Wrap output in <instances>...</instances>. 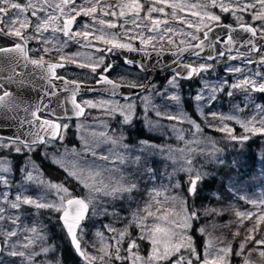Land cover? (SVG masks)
Segmentation results:
<instances>
[{"label":"snow or ice","instance_id":"1","mask_svg":"<svg viewBox=\"0 0 264 264\" xmlns=\"http://www.w3.org/2000/svg\"><path fill=\"white\" fill-rule=\"evenodd\" d=\"M85 3L87 7L78 5L77 0H26L24 3L0 0V38L8 41L7 45L0 46V125L17 127L12 135H0V254L6 251L13 258L9 264H43L39 258L54 251L47 226L38 219L47 211L54 215L85 264H231L232 255L243 254L244 243L236 251L230 243L217 246L208 239L198 248L188 232L199 213L192 209L187 197L199 195V183L205 178L203 165L197 167V158L203 157L211 163L210 157L220 149L215 141L203 137L201 124L182 107L188 103L182 98V89L183 82L200 77L199 91L193 98L202 116L204 105L210 109L218 94L224 93L235 100L239 92L241 103L232 104L233 114L218 116L210 112L212 119H218L221 124L216 131L226 133L233 141L248 140V135L237 136L224 123L235 121L245 133L264 135V103H257L260 97L256 95L264 96V0H144V3L131 0L116 5L85 0ZM166 8L171 9L170 14ZM217 8L220 13L233 16L236 26L223 24L222 16L212 11ZM154 13L160 16H153ZM242 13H248L253 23H246ZM80 15L91 17L92 24L78 26ZM117 20L122 23L117 24ZM129 24L132 28H126ZM115 28L123 31L106 30ZM217 28L222 32L218 34ZM175 37L182 39L177 41ZM137 39L139 47L132 43ZM33 40L40 47H29ZM97 42L106 47H97ZM70 44L101 54L77 51L69 55L64 49ZM165 45L174 59L167 65L172 75L163 88H157L148 79L156 65L138 63L127 57L123 64L135 66L138 73L145 75L129 79L127 73H118L116 79L111 78L119 65L106 60L109 54L126 50L145 56L152 52L163 56ZM50 52L58 55L59 62L45 59ZM185 53L196 59L184 63ZM33 54L38 55L33 58ZM253 54L259 59H253ZM237 60L242 66L230 63ZM220 64H223L224 77L217 76L216 83L205 79L204 74L215 73ZM249 65L253 68L246 72ZM70 68L80 71L73 76ZM58 70H63L64 75ZM96 86H101L109 98H81L82 92H96ZM124 88L129 92H123ZM30 92L37 93L35 99L26 95ZM115 97H122L124 103ZM88 109L100 110L119 127H112L98 117H92L95 127L84 124L82 118L91 115ZM244 109L251 112L246 119H241L238 113ZM73 120L81 121L76 124L80 148L65 145ZM137 123H142L151 133L174 134L185 146L173 148L170 144L150 143L148 139L126 142V128ZM177 124L190 125L187 135L192 138L186 139L185 129L178 128ZM202 144H210L211 148L206 150ZM37 155L58 166L64 173L63 178L48 176L37 163ZM156 156L170 161L166 169L170 167L172 171L159 172L156 165L162 161L154 159ZM17 158H22L23 163L17 165ZM17 173L22 177L21 187L12 198L11 190L16 183L13 177ZM179 173H184L187 180L183 181V177L177 180ZM145 178L149 182L166 178L167 183L153 184L150 190L144 186L148 198L143 201V207L138 206L132 213L133 219L123 229L104 225L112 233L111 237L97 230L98 243L85 241L88 222L96 216L114 215L109 208H115L116 201L143 195L141 181ZM30 187L35 189V195L26 194ZM174 190L180 191L172 194ZM250 203L261 207L264 200ZM30 209L34 211L29 212ZM213 211L205 209V214ZM24 215L32 219L22 227ZM236 215L255 216V225L248 229L249 233L264 222V211L258 216L251 212ZM130 227L138 229V235L133 236ZM197 231L206 234L204 228ZM245 240L264 245V239L253 240L251 235ZM144 241L150 247L143 249L146 255H141L140 242ZM259 255L264 257V251ZM244 264H248L247 259Z\"/></svg>","mask_w":264,"mask_h":264},{"label":"rangeland","instance_id":"2","mask_svg":"<svg viewBox=\"0 0 264 264\" xmlns=\"http://www.w3.org/2000/svg\"><path fill=\"white\" fill-rule=\"evenodd\" d=\"M198 0H193V2ZM103 4L105 5H113L114 0H102ZM131 0H120L119 3H130ZM141 3H144V0H140ZM78 5H82L87 7L88 5L85 3V0H79ZM117 12V15H119V9H115ZM146 10V8H145ZM165 11L167 13H171V9L166 8ZM144 13L142 12L141 15ZM99 15V12L97 13ZM153 16H160L159 13H154ZM83 17V15H81ZM84 21L81 22L80 27H82L85 23L92 24V18L88 16H84ZM100 18H103L105 20H111L113 19L111 16H100ZM163 18V17H161ZM117 24L122 23V20H117ZM96 27H99L97 24ZM126 28H132V25H126ZM110 32H121L122 29L115 28V29H106ZM98 34V33H96ZM147 34V33H146ZM177 41L179 39H182V37H175ZM132 43L139 45V40H133ZM96 44L100 45L102 48L106 47L100 42H97ZM98 47V46H97ZM172 49H175L173 47ZM165 50H168V46L165 45ZM77 51L80 52H93L94 50L90 48H79L77 45V50L70 52L75 53ZM264 54V52H262ZM253 59H259V56H252ZM230 63L236 65V66H242L241 61H231ZM248 68H253V66L249 65L246 67L245 71L247 72ZM217 76L224 77V71H223V64H220L217 66L215 73H205L204 77L205 79H209L210 82L216 83L217 82ZM171 75L163 76L159 79H156L154 82V85L157 88H163V86L166 84L167 78H170ZM231 80H235L236 77H229ZM199 84H200V77L197 76L195 79L183 82V89H182V98L184 101H187L188 103L186 105H182L184 110L187 111V106L189 105L192 110V115L189 116L192 119H195L197 123L201 124V127L203 129V137L211 139L215 141L216 147L220 149L218 153H216L215 156L210 157L211 163L208 162V160H205L203 157L197 158V167H201L203 165L202 170L205 172V178L203 181L208 180L210 178H215L216 181V187L211 192H199V195L196 197H187V201L189 205L192 207V209L199 213L198 219H196L193 222V225L197 227V229L204 228L206 230L205 235H201L197 229L196 234L200 238V246L197 245L198 248H200L206 240L210 239L212 240L217 246H223L226 243H230L234 250L239 251L240 250V244L244 243L245 247L243 250V254L241 256H235L232 255L230 257L231 264H244V260H248V264H264V257H261L259 255L260 251H264V245H258L251 241L245 240V238L248 235H251L253 237V240H260L264 239V222L261 223V225L253 232L249 233L248 229L253 228L256 222L255 216L252 218H241L237 217V212H244V213H254L256 216L261 214L262 211H264V205H261V207H256L250 201H257L259 203L260 201L264 200V155H263V142H264V135L256 134L252 135L250 133H245L243 128L240 127L239 124H236L235 121H225L224 123H227L230 128L233 129L234 134L237 136L242 135H248L249 139L246 141H233L227 138L226 133H222L219 131H216L217 127H220V121L213 120L210 112H215L219 116L220 114H233L232 104L234 103H241V94L238 92L237 97L235 100H232L231 98H227L224 93L218 94V99L215 101L213 105H211V108L209 109L208 105H204L203 112L204 115L202 116L200 112L197 110L196 102L194 100V94L199 91ZM260 97V99L257 100V103H264V96H260V94H256ZM108 99L105 97H101L98 95H92L88 97H83V99ZM120 103H124V101H120ZM91 113L89 117L86 119L82 118V122L86 125H91L92 127H95V124L92 120V117H98L100 120L107 121L110 123L112 127H119L117 125L115 120H112L104 115H102L101 111L98 109H88ZM250 109H244L242 113H238L241 119H246L248 115L250 114ZM205 117H207V120H205ZM81 121H72V127L68 131L66 137H65V145L68 148H72L75 146L76 148L81 147V142L78 139L79 133L76 129V124L80 123ZM161 123L169 124L167 121H161ZM212 124L213 127H209L208 125ZM178 128H183L186 131V139H191L192 137L190 135H187V130L190 128V125L187 124H177ZM139 128L144 133L154 136L158 138V143L156 144H162V145H171L173 148H183L184 142L177 141L175 139L174 134H167L164 135L163 133L155 134L149 132L142 123H137L135 127H128L125 130V137L126 142L127 141H138L135 138L134 131ZM130 133V135H129ZM254 136H260L261 137V143L258 147V150L256 152L257 160H256V166L251 171H246L245 168H239V166L242 165V157L245 152V143L248 141H251V139ZM151 143V142H150ZM201 147L207 149L211 148L210 144H202ZM35 159L37 163H39L42 167V170L48 175L51 176L53 179L56 178H63L64 173L62 170L58 168V166L51 163L50 160H44L39 155L35 156ZM91 159V157H89ZM154 159L157 161H162L156 165L159 172L163 173L165 170L171 172L172 169L168 167L166 169V166L171 163L170 161L164 160L160 156H156ZM23 159L17 158L16 164H22ZM98 163H103L102 161H98ZM111 167V165H109ZM183 177V181L187 180V176L184 173H179L176 176L177 180H180V178ZM13 179L16 181L15 185L13 186L11 190V197L14 198L17 194V191L20 189V180L22 177L17 173L14 175ZM201 181V182H203ZM201 182L199 183V187L201 185ZM72 184L75 183V181L71 182ZM161 183H167L166 178H162L161 180L149 182L147 178L145 180L141 181V192L144 193L141 196L135 197L133 200H121L116 201V207L115 208H109L110 212H114V215L109 216H96L91 219V221L88 222V228L86 230L87 235L85 236V241L91 243V242H97L99 238L95 236V233L97 230H100L104 232L106 237H111L112 233L108 232L107 229L104 228V225H111V227L116 229H123L125 225L128 223L129 220L133 219L132 213L137 210V207H143V201L147 200V192L145 190V187L147 189H151L153 184L159 185ZM71 187V184L69 185ZM79 190V189H78ZM180 190H174L172 194H176V192H179ZM26 194L29 195H35V189L30 187L28 189V192ZM205 209L214 210L210 214H205ZM178 210V209H177ZM34 209H30L29 212H33ZM153 211H155V208H153ZM163 211V210H162ZM218 213V214H217ZM31 216L30 215H24L22 217V227L27 226L31 223ZM38 219L43 222L47 226V236L50 237V244L54 246V251L47 254V256H41L39 259L43 261V264H56V261H60V264H69L71 258L67 257L69 256V251L66 249V240L65 237L62 235V231L60 226L57 224L56 219L54 218L53 214H49L47 211L43 212V215L38 217ZM242 221V222H241ZM50 227L51 230L48 228ZM191 228L188 229V232L190 234ZM129 231L132 232L133 236L138 235V229L134 227H130ZM53 233V235L51 234ZM238 233V235H236ZM58 234L57 237V243H53L54 236ZM60 234V235H59ZM63 239L62 245L59 246L60 240ZM110 243H114V241H106ZM142 251L141 255H146V251L143 249H146L147 247H150L148 245L147 241L140 242ZM126 247V244L124 245ZM39 251V249H36ZM90 251L95 252V249H90ZM54 258V259H53ZM12 257H9L7 255V252L5 251L3 254H0V261L3 262V264H9V261L12 260ZM119 264V262H117Z\"/></svg>","mask_w":264,"mask_h":264},{"label":"flooded vegetation","instance_id":"3","mask_svg":"<svg viewBox=\"0 0 264 264\" xmlns=\"http://www.w3.org/2000/svg\"><path fill=\"white\" fill-rule=\"evenodd\" d=\"M120 0H114V4L116 5L117 3H119ZM20 2L24 3L26 2V0H20ZM198 2V1H195ZM77 3H79V0H77ZM119 9V8H116ZM212 11H214L216 14H219L222 16V23L223 24H231L234 27L236 26V20L233 16H231L230 14H224V13H220L219 9H212ZM241 15H243L244 17V21L246 23H253V21H251V17L248 13H242ZM84 17V16H83ZM80 16L77 17V21H78V26H80L81 22L84 21V18ZM62 23V21H61ZM46 36L49 35V33H45ZM8 41L6 39L0 38V46H4L7 45ZM135 46L139 47L140 45L135 44ZM29 47L31 48H38L40 47V45L35 41H30L29 42ZM48 47H51V45H47ZM96 46L101 47L100 45L96 44ZM182 46V45H181ZM77 50V45L76 44H70L66 49H64V52L71 55L70 52H73ZM262 52H264V49H262ZM101 53H95L94 55H100ZM233 55H235L236 53H232ZM38 54H33V58H36ZM252 56H256V54H253ZM45 59L49 62H59V57L55 52H50L45 56ZM196 58H190V59H185V63H189L193 60H195ZM106 60H108V62H115L116 64L119 65L117 72H113L111 74V78L116 79L117 78V74H124L127 73L128 74V78L129 79H135L138 75L140 77H143L145 74L144 73H138L137 69L135 68V66H126L123 64V60L117 56H113L111 54H109L108 56H106ZM80 71L79 69H75V68H70V72L72 73L73 76H75V74ZM59 74L64 75V71L63 70H58ZM168 74H164L163 76H166ZM163 76H155L154 77V81L156 79H159ZM188 82V81H186ZM26 95L30 96L32 99H35L37 96V93L35 92H30V93H26ZM92 95H98L101 97H105V98H109L108 96L99 94V93H91L89 95H80L81 98L83 97H88V96H92ZM115 99L120 100V101H124L122 97H115ZM43 115V114H42ZM66 249L69 251V258H71L72 261L69 262V264H85L83 261H81L76 254L72 251L71 247L69 245H66Z\"/></svg>","mask_w":264,"mask_h":264},{"label":"water","instance_id":"4","mask_svg":"<svg viewBox=\"0 0 264 264\" xmlns=\"http://www.w3.org/2000/svg\"><path fill=\"white\" fill-rule=\"evenodd\" d=\"M216 31L218 34L222 32V30L219 28H217ZM183 46H185V45H183ZM149 51H151V49H149ZM172 51H175V49H173ZM233 53H235V51ZM111 55L117 56V57L121 58L122 60H124V58L127 57L129 59L135 60L138 63L143 62V63L148 64V65H156V70H153L151 72V75L148 77V79L151 80L152 82L154 81L155 76H163L164 74H171L172 75V72H171L170 68L167 67V65L172 64V60L174 59V57L171 55V52H169L168 50H165V53L163 56H157L154 52H152L151 55H149V56H145L143 53H140V52H130V51H126V50H120L118 52L112 53ZM190 58H195V57H192V56L188 55L187 53H185L184 57H183L184 63H185V59H190ZM96 87H97V91L91 92V93H99V94L105 95L102 91L101 86H96ZM122 91L125 93L129 92V90L127 88L122 89ZM91 93L82 92L80 95H89ZM105 96H107V95H105ZM69 107H70V105H69ZM16 131H17L16 126L5 127L3 125H0V135H3L5 137L12 135ZM65 238H66L69 246L71 247L72 251L75 253L74 249L72 248V246H71V244H70V242L66 236H65ZM76 256L80 260L83 261L82 257H79L77 254H76Z\"/></svg>","mask_w":264,"mask_h":264},{"label":"trees","instance_id":"5","mask_svg":"<svg viewBox=\"0 0 264 264\" xmlns=\"http://www.w3.org/2000/svg\"><path fill=\"white\" fill-rule=\"evenodd\" d=\"M187 111H188V113L190 115H192V110H191V107L189 105L187 106ZM134 135H135V138L137 140L148 139L149 142H151V143H158V141H159L158 138H156L154 136H151V135L147 134L146 132L144 133L139 128H137L134 131ZM261 141L262 140H261L260 136H254L251 139V141H248V142L245 143V146H244L245 147V152H244L243 157H242V165L239 166V168H245L246 171H251L253 168H255L256 160H257L256 152L258 150V147L260 146ZM263 155H264V142H263ZM215 187H216L215 178H210L208 180H205V181L201 182V185L199 187V192H205V193L211 192V191H213L215 189ZM48 228L51 230L50 227H48ZM196 229H197V227L195 225H193V227L190 230V235L193 236L194 242L197 245H199L200 244V242H199L200 238L196 234ZM51 234L53 235V233H51ZM62 235L64 236V234H62ZM57 237H58V234H56L54 236V239H53V243L54 244L57 243ZM61 243H63V239L60 240L59 246L62 245Z\"/></svg>","mask_w":264,"mask_h":264}]
</instances>
